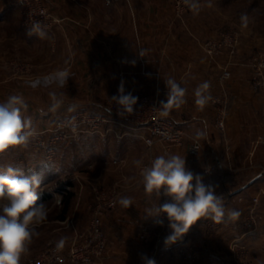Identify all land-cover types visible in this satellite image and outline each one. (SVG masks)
Returning <instances> with one entry per match:
<instances>
[{
  "label": "crops",
  "instance_id": "crops-1",
  "mask_svg": "<svg viewBox=\"0 0 264 264\" xmlns=\"http://www.w3.org/2000/svg\"><path fill=\"white\" fill-rule=\"evenodd\" d=\"M52 1L56 6L54 12L61 20L52 30L45 31L46 37L36 35V40L26 41L44 44L46 38L54 39L61 57L52 65L73 69L70 84L89 85L87 92L91 94L83 108L104 112L102 103L118 95L121 82L125 94L145 91L158 97L159 101H165L167 88L164 81L175 79L186 89L185 102L178 108L172 106L167 116L184 129L187 137L182 145L171 146L167 153L185 156L186 168L200 175L203 166L222 159L221 167L214 175L215 185H218L216 190L223 193L226 209L240 213L237 219H225L221 223L202 220L181 241L165 247L164 238L169 232L167 221L164 226H156L151 220L144 219V210L150 204L140 182V169L133 164L135 159H143L147 164L152 158L165 154L163 145L156 142L148 146L144 142L143 128L110 120L99 132L86 134L82 141L71 137L60 141L59 157L53 164V170L57 171H77L86 165L91 168L92 177L100 172L97 176H101V180L117 185L119 198L133 199L129 208L122 207L117 201L113 209L102 215L107 245L99 264H143L142 255L155 259L156 264H229L227 244L235 240L244 242L250 258L262 264L264 144L255 141L264 132V89L256 90L251 86L257 36L246 27L241 29L239 44L233 54L225 47L217 53H207L205 41L216 37L220 26L218 22L207 21L206 12L200 10L201 0H193L194 9L182 15L174 12L172 0ZM220 20L217 15V21ZM260 48L264 55L263 42ZM65 52L69 54L64 55ZM223 69L229 70L228 77H221ZM204 82L209 88L202 92L209 99L205 105H198L195 92ZM10 84L0 82V87L7 89L5 94L8 90L11 92ZM222 102L227 106V116L224 128L219 129L214 121ZM42 109L27 105L24 114L42 117L34 120L35 126H39L48 121L46 116H54L52 114L57 110ZM69 110L66 108L59 114ZM198 132L204 136L198 139ZM191 138H197L202 144V152L197 158L190 157L186 151ZM30 146L28 143L18 147L23 157L15 154L17 147L10 150L3 158L6 159L4 164H12L10 160L13 159H26L29 169L42 170L44 157ZM114 158L117 163H110L109 160ZM234 182L236 187L232 186ZM70 194L65 193L68 198ZM253 196H259L260 222L257 229L247 230L240 220L253 208L250 200ZM238 197L242 199L238 200ZM88 201L86 199L80 206V212L91 213ZM155 202L153 197L152 203ZM67 203L68 199L65 211ZM77 208V204L69 208L74 227L83 228L87 218L84 220L81 213L78 216ZM210 222L215 225L211 227ZM143 229L149 231L146 238L141 235ZM71 234V230L64 228L57 232V242L63 240L66 243Z\"/></svg>",
  "mask_w": 264,
  "mask_h": 264
},
{
  "label": "rangeland",
  "instance_id": "rangeland-1",
  "mask_svg": "<svg viewBox=\"0 0 264 264\" xmlns=\"http://www.w3.org/2000/svg\"><path fill=\"white\" fill-rule=\"evenodd\" d=\"M201 1L202 6L200 7V10L206 12L207 17H209L207 18V21L211 23L218 22L220 26V31L218 35L216 37L208 38L205 41V44L208 41L220 38L223 34L227 32H234L237 34L238 37V46L239 38L241 36V29H245L247 27L246 29H249V31L252 30L253 35H255V37L257 36V40H255L254 42L255 52L253 54V58L259 53H262V49L260 48V46L262 45V42L264 43V0ZM55 7L56 6L54 5V2L52 0H0V82H11L9 87L12 88V94L21 95L22 98L25 100L26 104L32 109L45 108V111H48V109L53 108V104L56 103V101H59V105L55 107L57 108V110L54 111V114H52L54 116H46L48 121L43 122L41 125L39 124V126H35L36 121L34 122V120L38 118L41 119L42 117H39L38 115L34 116L33 114L29 115V117L32 118L33 125L38 132V135L30 140L29 145H31V150L35 151V153L40 154L42 157H44L43 160H45V164L42 170L35 171L38 174L40 172H49V176L47 178L44 177L42 178V180H40V191L43 189L48 190L51 192V195L48 199H40L41 192L38 193L39 200L37 201V203L44 202L46 204L48 208V216L44 222L37 226L36 230L39 235L34 237L32 244L29 246L28 253L22 256L20 264H27L31 262L32 259L36 258L41 251H43L46 247L49 246L58 248L65 259L63 261H52L44 264H81L80 262H73L68 258L66 254L68 248L74 237H82L86 235V232H88L89 220L91 219L92 215H94L95 209H97L98 207V201L96 199L97 193L103 190H114L118 195V201L119 187L115 184H108L107 182L101 180V176H97L101 174L100 172L95 173V176L92 177L91 174L93 172H91V168L86 167V165L82 166V168L77 171L53 170L54 159L56 160L59 157L58 144L60 141L65 140L68 137H71L78 141H82L86 134L99 132L102 126L110 120L119 123L134 124L133 122L121 119L111 111L106 110V107H110L114 103L111 97L109 99L104 100V102L102 103L104 106V112L101 109L96 110L93 108H83L88 102L86 101L88 95L91 94V92H87L89 85L70 84L69 78L73 77L74 75L73 69L69 67L58 68L52 65L55 59L57 60L61 57V53H59V51L57 50L59 45L55 43L53 38H46L47 40H45L44 44H38L35 41V44H32L31 42L26 41L27 39L36 40L37 34L34 33L31 36L28 35V30L31 29L35 23H39L45 31H50L55 27L56 23L61 20L54 12ZM194 7L195 6L191 5L188 11L193 10ZM6 14L8 16L7 18L5 17ZM217 15H220V21H217ZM243 17L247 18L246 22L242 19ZM65 54L68 55L69 53L65 52L64 55ZM67 58L69 57L67 56ZM62 70L68 72V77L65 79L63 84H60L56 80L52 79V77H54L55 73ZM224 71L229 72L228 69H223L222 73ZM253 75L254 70L252 67V77ZM251 86L253 89L256 90L264 89V87L254 88V85L252 83ZM5 89V86L0 87V102L4 101L7 96L11 94V92L9 93V90L8 94H5L7 92L5 91ZM139 93L152 95L149 92L145 91L138 92L133 95H137ZM156 98L158 99V97ZM158 102L160 103L159 99ZM224 105L227 111V106L225 103ZM66 108L71 110L62 115L59 114ZM87 114L99 115L100 117H104L105 120L92 130L90 129V126L87 127L83 123L79 124L77 126L78 129L76 128L77 134L75 135V138L69 130H66L64 132V139L58 141L55 145L49 146L48 143L50 142L53 133H43V130L51 129L53 127V124L58 119L65 118L71 120L75 117V115L85 116ZM80 116H78L77 119H80ZM52 149L54 152H49ZM9 153L10 152L0 156V163L6 162V159L3 158L9 155ZM15 154H20V157H23L22 150H20V148L18 147L15 149ZM63 159L68 158H66V156H63ZM114 159L109 160L110 163H113L112 161ZM10 163H12V165L15 167L25 170L26 172L29 170L28 164L26 163V159H13L10 160ZM116 163L117 159L115 164ZM221 163L222 159H217L214 162L208 163L216 164V168L213 170V173L211 175L212 182L214 185V175L216 171H219ZM208 164H206L205 166H207ZM205 166H203V168ZM231 181L235 180L232 179ZM232 186L236 187L237 185L235 183L232 184ZM64 188L65 190H62V192L57 191V189ZM65 191L71 193L68 198V203L66 204V211L64 210L65 203L63 199V196L66 193ZM57 195H59L60 199L59 204L56 203ZM258 198L259 196H253L250 199L253 203V208L251 207L248 213L245 212V214H243L240 220L242 221L241 226L244 229H257L259 225L260 214L257 210V205L259 203ZM86 199L87 201L89 200L88 205H90L91 211V213L89 212V214L84 210L81 212L79 211L80 206H82L83 202ZM241 199V197H238V200ZM75 204L78 205L76 214L78 215L79 213H81L84 220L87 218L86 226H84L83 228H78L76 225L74 227L73 217L71 215L72 212L69 208H72ZM111 209H107L106 211ZM104 212L99 215L100 227L105 236L104 244L101 250L96 253L93 257L94 264H99V259L105 252L107 245L106 232L102 226L101 221ZM213 225H215L214 222H210V226L213 227ZM64 228L71 230L72 234L70 239H68L66 243H63L62 246H58L59 243L57 242L56 234L57 232L64 230ZM148 233V229H143L141 235L143 236V238H146L148 236ZM227 252L229 264H255L256 262V264H261V261H253L250 258L248 248L246 244L242 241L240 242L238 240H235L228 243ZM193 253L195 252L193 251Z\"/></svg>",
  "mask_w": 264,
  "mask_h": 264
},
{
  "label": "clouds",
  "instance_id": "clouds-1",
  "mask_svg": "<svg viewBox=\"0 0 264 264\" xmlns=\"http://www.w3.org/2000/svg\"><path fill=\"white\" fill-rule=\"evenodd\" d=\"M246 22V17L242 18ZM37 34L46 37V32L39 23L28 30V35ZM68 77L67 71H58L52 79L63 84ZM167 99L160 101V115L167 116L172 107H180L184 102L186 89L175 79L164 81ZM209 84L199 85L196 103L205 105L209 99L202 90ZM111 99L117 105V115L126 117L136 110L138 97L131 92L125 94L123 82L118 88V95ZM59 101L53 104V108ZM27 104L21 95L10 94L0 102V156L10 150L26 146L38 135L32 118L25 115ZM72 130L75 131L73 125ZM204 136L198 132L197 138ZM133 164L140 169V182L149 200L144 219L151 220L156 226H164L167 221L168 235L164 238L165 247L171 246L202 220L211 219L216 223L235 220L240 213L226 209L223 193L217 192L218 185L205 183L202 175L186 168L185 156L162 154L147 164L143 159H135ZM41 189L40 175L35 169L27 172L12 164L0 163V264H20L21 258L28 253L34 237L38 236L37 226L47 219L48 208L44 202L37 203ZM155 203H152V198ZM163 199V202L161 200ZM56 203H60L57 195ZM118 203L125 208L133 205L128 196L119 198ZM63 240L58 246H62ZM143 264H156L155 259L142 255ZM264 264V262H262Z\"/></svg>",
  "mask_w": 264,
  "mask_h": 264
},
{
  "label": "built area",
  "instance_id": "built-area-1",
  "mask_svg": "<svg viewBox=\"0 0 264 264\" xmlns=\"http://www.w3.org/2000/svg\"><path fill=\"white\" fill-rule=\"evenodd\" d=\"M106 3H111L116 0H104ZM174 11L177 15H182L186 13L192 5L193 0H172ZM238 42L237 34L234 32H227L223 34L220 38L208 41L205 44L206 52L212 54L221 51L225 47L230 54L235 52ZM252 67L254 70V75L252 77V84L254 88L264 87V55L259 53L253 58ZM229 72L224 71L222 73V78L228 77ZM138 97V102L136 105V110L133 114L122 117L117 115V105L115 102L110 106L106 107V110L111 111L117 117L133 122L136 127H141L144 129V142L148 146H152L154 143L158 142L163 145V152L167 153L169 148L174 145H182L187 133L184 129L171 117L160 115V103L158 99L152 95L139 93L135 95ZM75 115L74 118L70 119H58L51 129H45L44 132L53 133L49 146L57 144L58 141L64 139V132L69 130L73 137L77 134V126L79 124H85V126H90V129L96 128L100 125L105 118L99 115H85L80 116ZM227 116V111L224 103H221L216 110L215 114V125L219 129H223L225 126V119ZM73 125L75 126V131L72 130ZM256 144H264V132L260 133L255 141ZM45 145V143H44ZM186 151L188 155L192 158H197L202 152V144L196 138H191L187 144ZM49 152H54L53 149ZM50 158V157H49ZM50 160V159H49ZM116 162V159L112 161ZM216 168V164H208L202 170V176L205 183H213L211 175L213 170ZM117 193L112 190H103L98 192L96 199L98 201V207L95 209L94 215H92L89 220L88 232L82 237H74L72 240L67 256L73 262H80L81 264H94L93 257L98 253L104 244V233L100 227L99 215H101L107 209L114 208L117 202ZM256 200V199H255ZM163 202V199L161 200ZM65 258L61 254L60 250L56 247H46L39 255L32 259L31 262L27 264H44L52 261H63Z\"/></svg>",
  "mask_w": 264,
  "mask_h": 264
},
{
  "label": "trees",
  "instance_id": "trees-1",
  "mask_svg": "<svg viewBox=\"0 0 264 264\" xmlns=\"http://www.w3.org/2000/svg\"><path fill=\"white\" fill-rule=\"evenodd\" d=\"M39 175H40V180H42V178H44V177L47 178L49 176V172L48 171H46V172H40ZM58 188H60V187H58ZM64 189H57V191H61V190H64ZM40 192H41L40 193L41 199H48L50 197V195H51V192L48 191V190H45V189L41 190ZM63 199H64V203H66L67 202V199H68V196L64 195L63 196Z\"/></svg>",
  "mask_w": 264,
  "mask_h": 264
}]
</instances>
